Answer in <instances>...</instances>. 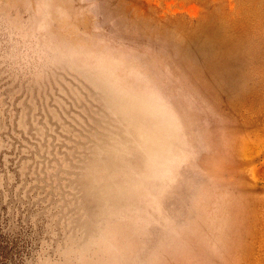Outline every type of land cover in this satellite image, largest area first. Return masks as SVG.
Listing matches in <instances>:
<instances>
[{
  "label": "rangeland",
  "instance_id": "rangeland-1",
  "mask_svg": "<svg viewBox=\"0 0 264 264\" xmlns=\"http://www.w3.org/2000/svg\"><path fill=\"white\" fill-rule=\"evenodd\" d=\"M29 86L75 124L0 152V264H264V0H0Z\"/></svg>",
  "mask_w": 264,
  "mask_h": 264
},
{
  "label": "clouds",
  "instance_id": "clouds-1",
  "mask_svg": "<svg viewBox=\"0 0 264 264\" xmlns=\"http://www.w3.org/2000/svg\"><path fill=\"white\" fill-rule=\"evenodd\" d=\"M63 95V92H61ZM39 101V105H38ZM55 105V107L51 106ZM51 105L47 95H34L31 86L20 88L11 92L7 97L0 96V134H4L7 139L0 138V152L10 149L13 145V140H19L21 144L25 143L24 138L37 144L44 139L45 128L38 123L39 117L36 115L38 108L47 109L52 120L58 124L61 133L71 134V129L64 124L60 113H65L64 119L71 124H75L72 116L66 114L65 110L68 105L59 97L53 96ZM74 107V105H73ZM59 108L60 113L57 112ZM74 116V114H73ZM44 125L47 126V131L55 134V127L49 125L47 117L44 120ZM31 133V134H30ZM33 136L38 140H33ZM32 150L31 144H25L20 149V156H28ZM43 151V149H41ZM30 160H23L19 165V171L23 173L27 170ZM4 167L7 168L8 156L3 157ZM11 178V177H10Z\"/></svg>",
  "mask_w": 264,
  "mask_h": 264
},
{
  "label": "bare ground",
  "instance_id": "bare-ground-1",
  "mask_svg": "<svg viewBox=\"0 0 264 264\" xmlns=\"http://www.w3.org/2000/svg\"><path fill=\"white\" fill-rule=\"evenodd\" d=\"M209 37H207L206 39L208 40H212L215 41V39L217 38V34H210L208 35ZM226 40V39H225ZM222 40L219 41L217 39V43L215 44V49H211V46H209V52L211 51V53L214 52H218L219 55L226 57V62L228 64V62L235 58L237 55H242L243 57H246V51L243 48V44L242 41L240 39H231V40ZM208 41V42H210ZM244 77V75H243Z\"/></svg>",
  "mask_w": 264,
  "mask_h": 264
}]
</instances>
